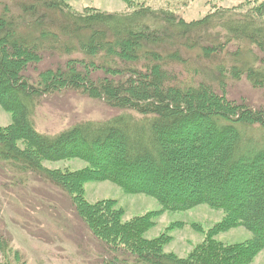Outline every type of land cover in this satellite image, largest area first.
<instances>
[{
    "label": "trees",
    "instance_id": "obj_1",
    "mask_svg": "<svg viewBox=\"0 0 264 264\" xmlns=\"http://www.w3.org/2000/svg\"><path fill=\"white\" fill-rule=\"evenodd\" d=\"M125 2L132 11L116 14L75 13L64 0H0V109L11 121L0 129V167L39 175L67 195L79 229L99 244L94 264H249L264 250V106L234 90H264V2L190 22L172 0L160 8ZM66 90L116 114L54 136L38 134L34 108ZM199 121L206 126L201 140ZM186 150L198 154L185 158ZM204 150L212 152L210 162L200 156ZM72 159L87 168L43 167ZM187 166L197 174L195 186L206 187L186 198ZM242 166L251 184L237 206L239 192L227 178ZM169 174L179 183L163 189L159 183ZM93 181L153 197L161 208L124 221L115 201L86 200L84 186ZM200 205L223 218L185 257L165 252L170 238L162 232L145 238L160 214ZM239 227L251 234L248 241L211 239ZM11 246L1 234L0 264H26Z\"/></svg>",
    "mask_w": 264,
    "mask_h": 264
},
{
    "label": "rangeland",
    "instance_id": "obj_2",
    "mask_svg": "<svg viewBox=\"0 0 264 264\" xmlns=\"http://www.w3.org/2000/svg\"><path fill=\"white\" fill-rule=\"evenodd\" d=\"M133 2L137 0H131ZM177 6L176 12L186 21H195L209 12L219 9L242 10L245 6L264 2V0H193L189 4L185 0H172ZM71 11L83 13L85 10H95L103 13H129L131 7L125 0H64ZM140 3V0H138ZM154 8L164 7L170 0H148ZM53 60H61L55 54ZM62 61V60H61ZM243 100L252 102V106H264V90L253 91L245 85L234 90ZM116 114L96 101L71 91H61L40 99L34 108V130L40 135L54 136L82 122L97 123L107 120ZM10 116L0 109V129L10 125ZM196 131L199 140L203 139L206 126L200 125ZM199 134V135H198ZM190 135V134H189ZM192 135V134H191ZM192 136L184 141L188 146ZM216 144L218 142L216 141ZM219 145V144H218ZM222 147V146H221ZM191 154L198 151L190 150ZM185 151L184 157L190 156ZM209 162L213 156L210 150H204L202 155ZM203 161V160H202ZM214 165L213 162H211ZM87 163L80 159L59 162H44L48 170L74 172L87 168ZM185 178L181 181L187 189L186 198L202 192L206 183L195 186L196 172L187 166ZM235 176L227 178V185L238 191L235 205L243 204L239 199L251 184V176L245 166L234 170ZM207 177H205L206 180ZM207 180H210L207 178ZM138 183H142L140 179ZM176 178L168 175L165 183L159 184L163 189H170ZM166 183H168L166 185ZM198 189V192L196 193ZM85 198L89 203L112 200L116 208L124 211V221L149 211H158L161 207L153 197L125 194L119 187L109 181H93L85 184ZM223 214L212 210L206 205H200L185 212H164L156 219L146 234V239L158 236L161 232L170 238L165 247L166 253H174L180 258L185 257L193 248L203 241L204 233L217 224ZM8 238L12 248L23 256L26 264H94L99 262L98 243L90 238L89 233L79 229L76 218L71 211L67 195L58 187L43 177L31 172H13L8 167H0V235ZM251 238V234L239 227L225 233L213 236L211 239L226 245L243 243ZM90 257H89V256ZM249 264H264L262 250Z\"/></svg>",
    "mask_w": 264,
    "mask_h": 264
}]
</instances>
